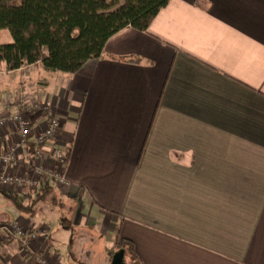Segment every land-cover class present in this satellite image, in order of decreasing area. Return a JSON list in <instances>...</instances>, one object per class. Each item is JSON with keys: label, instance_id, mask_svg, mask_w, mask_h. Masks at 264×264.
Masks as SVG:
<instances>
[{"label": "crops", "instance_id": "crops-1", "mask_svg": "<svg viewBox=\"0 0 264 264\" xmlns=\"http://www.w3.org/2000/svg\"><path fill=\"white\" fill-rule=\"evenodd\" d=\"M0 40L13 42L9 29ZM17 73L0 79V112L25 90L63 117L70 183L50 186L106 239L107 264L122 237L144 264H264V0H170L148 30L123 28L76 73L0 64ZM0 137L5 150L17 134ZM42 202L33 215L0 206V219L44 231L33 250L70 263ZM0 264L41 263L0 234Z\"/></svg>", "mask_w": 264, "mask_h": 264}, {"label": "trees", "instance_id": "trees-1", "mask_svg": "<svg viewBox=\"0 0 264 264\" xmlns=\"http://www.w3.org/2000/svg\"><path fill=\"white\" fill-rule=\"evenodd\" d=\"M170 0H0V30L13 42L0 40V64L8 71L40 64L53 71L76 73L102 56L108 40L127 26L148 30ZM21 211L33 215L39 201L56 203L54 186H43L35 197L3 191ZM30 197V203L23 201ZM117 250L144 264L133 240L122 237Z\"/></svg>", "mask_w": 264, "mask_h": 264}, {"label": "built area", "instance_id": "built-area-1", "mask_svg": "<svg viewBox=\"0 0 264 264\" xmlns=\"http://www.w3.org/2000/svg\"><path fill=\"white\" fill-rule=\"evenodd\" d=\"M5 106L0 112V135L5 127L10 126L17 137L5 150L1 148L0 137V187L39 190L53 183L68 185L70 180L65 170L70 148L60 143L63 117L53 114L48 104L25 90L16 93L14 99L8 100ZM36 111L44 115L45 122L36 123L33 116ZM50 143L53 144L50 153L52 162H46L43 160L44 150ZM0 234L4 240L30 248L32 240L45 233L29 230L15 221L0 219ZM36 254L40 263L52 264L45 255Z\"/></svg>", "mask_w": 264, "mask_h": 264}, {"label": "rangeland", "instance_id": "rangeland-1", "mask_svg": "<svg viewBox=\"0 0 264 264\" xmlns=\"http://www.w3.org/2000/svg\"><path fill=\"white\" fill-rule=\"evenodd\" d=\"M14 75L18 77V80H22V74L20 73L0 74V79ZM0 190L13 192V189L9 187H0ZM20 201L24 202L22 198H20ZM12 204L10 200L0 201V206H5V209L6 207L13 209ZM42 204L43 208H40L38 212L52 225L57 243L76 254V258H71L70 263L67 264H107V252L109 250L106 249L108 244L106 239L95 230L86 229L80 225L78 222L79 209L73 201L58 195L56 203H53L49 198V201L42 202ZM40 206L41 204H39ZM25 249L33 251L34 258L38 261L37 251L33 250V247ZM110 252H113V250H110ZM114 252L117 254L119 250L115 249ZM134 262L129 254L125 255L124 264H134ZM52 264L54 263L52 262Z\"/></svg>", "mask_w": 264, "mask_h": 264}, {"label": "water", "instance_id": "water-1", "mask_svg": "<svg viewBox=\"0 0 264 264\" xmlns=\"http://www.w3.org/2000/svg\"><path fill=\"white\" fill-rule=\"evenodd\" d=\"M124 250H119L117 254H115L111 264H124Z\"/></svg>", "mask_w": 264, "mask_h": 264}]
</instances>
